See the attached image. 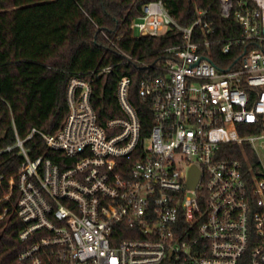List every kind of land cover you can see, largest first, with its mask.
<instances>
[{"label":"built area","instance_id":"2783aa9c","mask_svg":"<svg viewBox=\"0 0 264 264\" xmlns=\"http://www.w3.org/2000/svg\"><path fill=\"white\" fill-rule=\"evenodd\" d=\"M218 1L230 15L233 0ZM252 1L240 0L234 11L241 36L224 39L209 36L205 10L184 26L162 0L143 5L134 35H160L165 25L182 33L140 80L154 119L149 131L127 75L116 89L123 115L99 123L93 82L112 70L106 66L91 78L70 77L69 112L58 131L35 126L0 150V180L6 164L18 165L0 196V220L9 213L2 202L16 189L19 238L31 240L19 264H264V51L252 49L228 68L202 51L221 42L228 54L264 40V0ZM108 39L125 62L150 66ZM35 133L64 155L65 166L31 156L25 142Z\"/></svg>","mask_w":264,"mask_h":264},{"label":"trees","instance_id":"16d2710c","mask_svg":"<svg viewBox=\"0 0 264 264\" xmlns=\"http://www.w3.org/2000/svg\"><path fill=\"white\" fill-rule=\"evenodd\" d=\"M150 1L157 0H0V150L14 143L16 134L26 138L35 126L46 133L58 131L69 112L66 89L70 77L91 78L92 71L106 66L112 70L93 82L92 104L99 123L104 125L108 119L123 115L116 89L119 79L127 75L132 80L130 99L138 108L145 132L149 131L154 119L150 101L139 96L140 80L152 73L151 65L182 38L177 30L151 36L133 34L134 20ZM162 1L184 26L191 25L205 10L202 20L212 23L214 31L209 36L214 39L242 34L234 14L240 0H233L234 9L228 16L222 13L218 0ZM245 1L250 7L257 5ZM195 29L202 34V24ZM107 36L150 66L125 62ZM222 48L223 43L214 42L202 51L217 66L228 68L238 65L252 49L264 51V40L235 45L228 54ZM25 145L32 157L45 154L65 166L64 155L50 150L41 133L27 139ZM233 157L238 156L228 158ZM17 169L14 164L4 167L0 196L9 190L8 179ZM17 198L15 189L2 202V206H9V213L0 220V264H19V253L31 243L19 238L24 222L14 210Z\"/></svg>","mask_w":264,"mask_h":264},{"label":"water","instance_id":"95a60500","mask_svg":"<svg viewBox=\"0 0 264 264\" xmlns=\"http://www.w3.org/2000/svg\"><path fill=\"white\" fill-rule=\"evenodd\" d=\"M197 179H198V175L196 174L195 169H193V170H192L191 178H190V180H189V185H190L191 187H194L195 184H196Z\"/></svg>","mask_w":264,"mask_h":264},{"label":"rangeland","instance_id":"374dc122","mask_svg":"<svg viewBox=\"0 0 264 264\" xmlns=\"http://www.w3.org/2000/svg\"><path fill=\"white\" fill-rule=\"evenodd\" d=\"M168 29H169V28H168V25H167V26L165 25V26L162 28L161 33H165ZM134 32H135L136 35H138V33H139L137 29H136Z\"/></svg>","mask_w":264,"mask_h":264}]
</instances>
